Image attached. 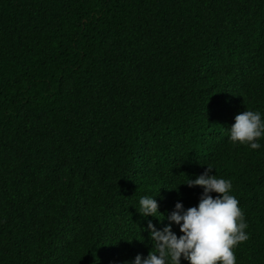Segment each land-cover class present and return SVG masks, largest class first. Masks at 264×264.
I'll use <instances>...</instances> for the list:
<instances>
[{
  "label": "trees",
  "instance_id": "16d2710c",
  "mask_svg": "<svg viewBox=\"0 0 264 264\" xmlns=\"http://www.w3.org/2000/svg\"><path fill=\"white\" fill-rule=\"evenodd\" d=\"M246 109L264 114V0H0V264L146 257L168 221L140 197L194 206L202 187L171 188L207 165L248 223L236 264H264V137L228 132Z\"/></svg>",
  "mask_w": 264,
  "mask_h": 264
},
{
  "label": "clouds",
  "instance_id": "9594fccd",
  "mask_svg": "<svg viewBox=\"0 0 264 264\" xmlns=\"http://www.w3.org/2000/svg\"><path fill=\"white\" fill-rule=\"evenodd\" d=\"M258 110H245L237 114L234 123L228 128L229 139L233 143L248 145L252 150L261 148L260 138L264 137V118ZM207 165V164H205ZM214 167L207 165L204 171L184 182L188 187L200 186L198 204L185 208L177 201L174 209L164 218H159V203L155 196H141L139 207L135 208L142 217H154L168 223L157 228L148 220L151 250L146 257L137 254L130 264H236L235 247L249 239L248 223L238 199L232 194L233 179L218 177ZM213 193L216 195L214 196ZM173 224L179 227L180 234L173 231Z\"/></svg>",
  "mask_w": 264,
  "mask_h": 264
}]
</instances>
